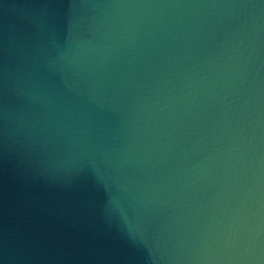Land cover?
I'll return each instance as SVG.
<instances>
[{
	"label": "water",
	"instance_id": "obj_1",
	"mask_svg": "<svg viewBox=\"0 0 264 264\" xmlns=\"http://www.w3.org/2000/svg\"><path fill=\"white\" fill-rule=\"evenodd\" d=\"M0 264H264V0H0Z\"/></svg>",
	"mask_w": 264,
	"mask_h": 264
}]
</instances>
